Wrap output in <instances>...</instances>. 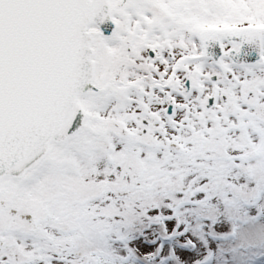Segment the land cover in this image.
Listing matches in <instances>:
<instances>
[{"label": "snow or ice", "instance_id": "1", "mask_svg": "<svg viewBox=\"0 0 264 264\" xmlns=\"http://www.w3.org/2000/svg\"><path fill=\"white\" fill-rule=\"evenodd\" d=\"M0 264H264V0H0Z\"/></svg>", "mask_w": 264, "mask_h": 264}]
</instances>
